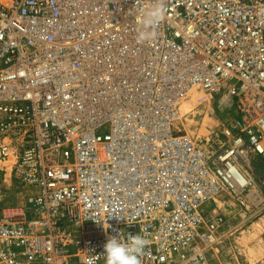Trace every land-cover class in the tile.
<instances>
[{"label": "built area", "instance_id": "2783aa9c", "mask_svg": "<svg viewBox=\"0 0 264 264\" xmlns=\"http://www.w3.org/2000/svg\"><path fill=\"white\" fill-rule=\"evenodd\" d=\"M152 3L0 0V162L28 193L0 264H105L121 233L142 264H212L264 223V0H164L139 43ZM195 96L233 113L208 140L176 126Z\"/></svg>", "mask_w": 264, "mask_h": 264}, {"label": "rangeland", "instance_id": "374dc122", "mask_svg": "<svg viewBox=\"0 0 264 264\" xmlns=\"http://www.w3.org/2000/svg\"><path fill=\"white\" fill-rule=\"evenodd\" d=\"M206 110L208 111V109ZM207 113L210 118L215 117L210 115V112ZM217 116L222 122H225L233 117V113L217 110ZM218 126H220V124L214 125L207 134L210 136L218 134ZM179 127L192 137L198 139V141L204 140L196 137V131H194V129H187L182 127V125ZM216 141L217 140L212 144L214 148H217L219 145ZM257 170H262L261 166H258ZM27 194V190L24 186L13 176L10 164L8 162H0V207L23 205ZM224 212L228 215L231 213L228 209H224ZM231 218L233 219V216ZM243 242H246V244ZM245 245L249 248L252 245H256V251H259L258 246H261L263 250L260 253L262 255L258 258L252 257L249 253V249L246 248ZM215 249L216 250L211 251L210 254V261L212 264H264V223L255 222L254 224L245 226L237 232L226 231V234L223 235L220 243Z\"/></svg>", "mask_w": 264, "mask_h": 264}, {"label": "clouds", "instance_id": "9594fccd", "mask_svg": "<svg viewBox=\"0 0 264 264\" xmlns=\"http://www.w3.org/2000/svg\"><path fill=\"white\" fill-rule=\"evenodd\" d=\"M165 14L164 0H153V3L141 13L137 41L144 43L155 37L154 29ZM122 233L108 238L104 245L105 264H142V257L150 241L141 234Z\"/></svg>", "mask_w": 264, "mask_h": 264}, {"label": "bare ground", "instance_id": "6f19581e", "mask_svg": "<svg viewBox=\"0 0 264 264\" xmlns=\"http://www.w3.org/2000/svg\"><path fill=\"white\" fill-rule=\"evenodd\" d=\"M206 109H208V111ZM178 112L179 116L176 126L179 127L182 125V127L187 129H194V131H196V137L200 139L208 140L210 135H208L207 132L210 130V128H213L214 125L221 124L220 119L216 115L214 117V114H212L210 104L197 103L196 96L192 99L182 101L179 105ZM207 112H210L209 114L214 118H210ZM214 201L218 204L221 202L219 199ZM244 244H246V242ZM245 246L249 249V253L252 255V257L258 258L260 255H262L260 253L263 250L261 246H258L259 251L255 250L257 249L256 245H252L250 248L247 247V245Z\"/></svg>", "mask_w": 264, "mask_h": 264}]
</instances>
